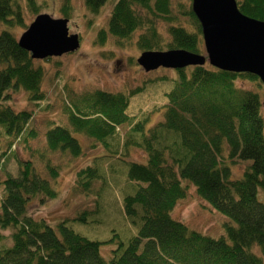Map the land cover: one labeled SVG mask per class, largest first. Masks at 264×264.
Returning a JSON list of instances; mask_svg holds the SVG:
<instances>
[{
	"label": "trees",
	"instance_id": "trees-1",
	"mask_svg": "<svg viewBox=\"0 0 264 264\" xmlns=\"http://www.w3.org/2000/svg\"><path fill=\"white\" fill-rule=\"evenodd\" d=\"M105 1L83 0V7L95 15ZM171 1L117 0L97 42L103 44L108 36L128 47L136 36L135 44L142 52L184 49L201 53V27L189 0L181 2L177 12L187 17V25L172 15ZM236 2L241 13L264 21V0ZM40 8L38 0H0V140L3 137L8 146L25 132L33 114L31 109L14 110L7 102L20 90L28 102L44 97L43 69L19 46L13 31L25 28L26 15L36 16ZM60 8L69 17V0ZM159 20L167 24L166 41L159 35ZM204 64L164 69L172 76L156 80L173 85L166 93L161 119L149 128L148 117L135 119L125 111L140 87L115 92L92 89L67 104V123L52 120L42 148L30 149L26 158L18 160L17 173L0 180V264H264L262 97L260 91L235 84L238 78L260 80ZM123 124L130 128L119 144L117 127ZM75 133L89 139L93 148L102 146L105 156L118 159L119 171L124 174L126 166L124 176L135 185L122 195L120 210L137 227L136 234L123 242L115 232L110 241L116 246L110 256L99 250L101 241L82 236L68 225L107 221L100 210L107 179L106 169L98 163L101 156L76 171L71 187L74 194L87 196L100 183L94 191L93 209L81 210L55 225L27 213L29 202L43 203L56 196L52 182L59 168L52 156L83 154ZM132 149L141 150L144 160H130ZM232 158L250 162L238 178L231 176L228 160ZM187 183L230 220L223 222V235L202 234L171 215L175 203L186 196Z\"/></svg>",
	"mask_w": 264,
	"mask_h": 264
},
{
	"label": "rangeland",
	"instance_id": "rangeland-1",
	"mask_svg": "<svg viewBox=\"0 0 264 264\" xmlns=\"http://www.w3.org/2000/svg\"><path fill=\"white\" fill-rule=\"evenodd\" d=\"M42 8L40 13L48 14L52 18H65L60 12V7L65 0H38ZM117 0H106L95 15L89 12L83 0H69L70 15L66 17L69 34H77L79 46L73 52L64 53L60 56H49L44 59H36L43 69V79L41 89L44 97L37 103L27 101L23 91L13 94L11 100L7 102L14 110L31 109L32 119L22 135L18 136L11 145L8 141L0 140V180L8 174H16L18 171V160L27 157L30 149H40L44 145V133L50 126V122L66 124L67 116L64 107L70 104L76 97L85 91L92 89H103L107 91H128L140 87L130 100V104L125 110L128 115L137 119L148 117L147 127H151L158 119H161L165 104L167 103L166 93L172 88V81H157L161 75H171V71H166L163 67L155 70L145 71L137 63V58L141 50L133 43L126 46L117 45L111 37L106 36L103 44L97 39L100 30H105L108 15ZM187 0H172L174 7L171 10L179 23L187 25L189 20L186 16H181L178 12L179 4ZM191 5V1L189 0ZM35 16L26 15V27L14 29L17 39L26 30ZM159 35L163 40H168L167 24L159 20L157 25ZM137 35V34H136ZM204 47L200 54L205 55ZM207 64V62L205 63ZM235 84L239 88L260 91L262 97L261 115L264 118V87L259 81H252L246 78H238ZM260 86H259V85ZM130 124H123L117 128V138L122 144L126 131ZM34 135H28V132ZM80 140L83 154L74 158L69 155L55 154L53 160L58 165L59 173L57 179L53 181V187L57 193L54 198L46 199L43 203L34 200L27 206V213L35 219H44L51 225H55L66 217H73L84 209H93L95 193L101 187L100 183H95L93 192L89 195L74 194L72 188L76 171L84 165L90 164L98 158V163L104 167L106 183L102 186L100 196V210H103L107 221H90L88 223L70 222L68 225L78 234L92 240L101 241V252L104 256H110V251L116 246L110 241L116 232L123 242H127L130 237L136 234L137 227L121 213V198L130 192L134 182L129 181L126 176V166L124 174L119 171L120 163L115 157L105 156L106 152L102 146L93 148L90 140L81 134L75 133ZM120 147V145H119ZM105 153V154H104ZM108 155V154H107ZM130 160L143 161L144 154L141 150L132 149ZM231 169V176L238 178L242 174L248 161L237 158L228 160ZM108 164H113L117 169L113 172ZM186 196L179 200L174 206L171 215L192 229L210 237L223 235V222L230 221L219 211L213 209L208 203L202 200L196 193L195 187L187 183ZM102 212V211H101ZM8 232H5L7 234ZM93 234H99V237ZM256 250V249H255ZM257 251V250H256Z\"/></svg>",
	"mask_w": 264,
	"mask_h": 264
},
{
	"label": "water",
	"instance_id": "water-1",
	"mask_svg": "<svg viewBox=\"0 0 264 264\" xmlns=\"http://www.w3.org/2000/svg\"><path fill=\"white\" fill-rule=\"evenodd\" d=\"M190 1L201 27L205 55L184 49L143 51L137 58L140 67L148 72L159 67L203 66L207 62L220 70L252 74L264 87V21L241 13L236 0ZM67 22V18L39 13L17 42L33 59L73 52L79 40L77 34H69Z\"/></svg>",
	"mask_w": 264,
	"mask_h": 264
}]
</instances>
